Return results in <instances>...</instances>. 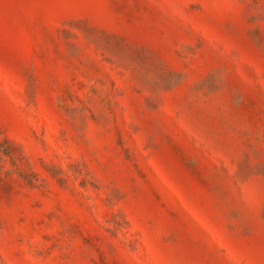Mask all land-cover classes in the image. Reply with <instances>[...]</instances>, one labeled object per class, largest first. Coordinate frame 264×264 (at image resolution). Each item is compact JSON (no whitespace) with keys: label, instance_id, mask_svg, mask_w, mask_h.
Wrapping results in <instances>:
<instances>
[{"label":"rangeland","instance_id":"obj_1","mask_svg":"<svg viewBox=\"0 0 264 264\" xmlns=\"http://www.w3.org/2000/svg\"><path fill=\"white\" fill-rule=\"evenodd\" d=\"M2 150L0 264H264V0H0Z\"/></svg>","mask_w":264,"mask_h":264},{"label":"trees","instance_id":"obj_2","mask_svg":"<svg viewBox=\"0 0 264 264\" xmlns=\"http://www.w3.org/2000/svg\"><path fill=\"white\" fill-rule=\"evenodd\" d=\"M2 151H3V152H2ZM2 151H0V152H1V156H2L3 154H7L6 150H2ZM1 156H0V158H2Z\"/></svg>","mask_w":264,"mask_h":264}]
</instances>
